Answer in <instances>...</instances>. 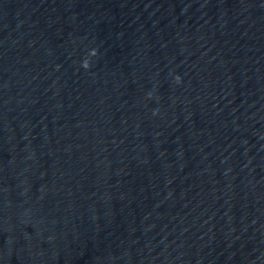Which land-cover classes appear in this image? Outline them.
Returning a JSON list of instances; mask_svg holds the SVG:
<instances>
[{"label":"water","instance_id":"95a60500","mask_svg":"<svg viewBox=\"0 0 264 264\" xmlns=\"http://www.w3.org/2000/svg\"><path fill=\"white\" fill-rule=\"evenodd\" d=\"M0 264H264V0H0Z\"/></svg>","mask_w":264,"mask_h":264},{"label":"clouds","instance_id":"9594fccd","mask_svg":"<svg viewBox=\"0 0 264 264\" xmlns=\"http://www.w3.org/2000/svg\"><path fill=\"white\" fill-rule=\"evenodd\" d=\"M95 56H97V52H96L95 50H93V51L89 54V58H86V59L82 62L81 67H82L85 71H87V70H89V69L91 68V61H90V58H91V57H95ZM181 82H182V81H181V77L177 75V76L175 77V83L179 85ZM148 99H152V93H151V92L148 93ZM156 114H158V113H154V115H156Z\"/></svg>","mask_w":264,"mask_h":264}]
</instances>
